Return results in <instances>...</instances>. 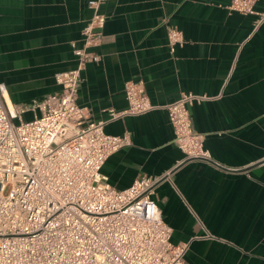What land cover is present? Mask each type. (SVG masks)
Returning a JSON list of instances; mask_svg holds the SVG:
<instances>
[{"label": "crops", "instance_id": "0c3cea01", "mask_svg": "<svg viewBox=\"0 0 264 264\" xmlns=\"http://www.w3.org/2000/svg\"><path fill=\"white\" fill-rule=\"evenodd\" d=\"M88 0H0V83L11 104L38 115L34 101L58 91L57 72L75 67L72 43L92 15ZM231 0H105L98 63L81 71L77 103L107 134L127 132L131 144L112 153L101 171L116 189L158 176L184 156L173 142L163 107L183 93L207 96L189 107L194 130L214 164L191 160L161 181L153 199L187 243V264H264V22L230 11ZM264 10V0H255ZM181 31L171 52L167 31ZM144 84L157 107L111 119L127 107L124 83Z\"/></svg>", "mask_w": 264, "mask_h": 264}, {"label": "built area", "instance_id": "2783aa9c", "mask_svg": "<svg viewBox=\"0 0 264 264\" xmlns=\"http://www.w3.org/2000/svg\"><path fill=\"white\" fill-rule=\"evenodd\" d=\"M103 1H87L92 15L81 30V45L71 42L76 65L54 75L58 91L30 105L38 115L23 120L26 107L11 104L0 83V264H187L188 244L171 242V228L152 196L183 162L219 166L189 116V107L208 97L183 93L163 106L173 142L184 154L175 166L158 176L135 178L124 189L113 187L101 167L131 144L130 136L105 133V121L92 120L77 103L81 71L101 59L96 48L103 41ZM254 4L231 0L227 9L254 15L257 30L264 10H255ZM167 40L173 52L183 42L181 31L170 26ZM124 97L127 107L110 109L111 119L157 107L141 80L126 81Z\"/></svg>", "mask_w": 264, "mask_h": 264}]
</instances>
